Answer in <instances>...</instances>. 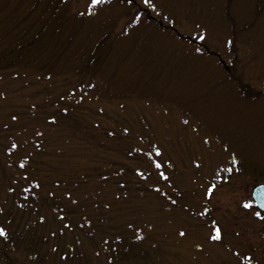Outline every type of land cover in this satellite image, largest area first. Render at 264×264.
<instances>
[{
	"label": "rangeland",
	"instance_id": "rangeland-1",
	"mask_svg": "<svg viewBox=\"0 0 264 264\" xmlns=\"http://www.w3.org/2000/svg\"><path fill=\"white\" fill-rule=\"evenodd\" d=\"M90 3L0 0V264H264V0Z\"/></svg>",
	"mask_w": 264,
	"mask_h": 264
},
{
	"label": "snow or ice",
	"instance_id": "snow-or-ice-1",
	"mask_svg": "<svg viewBox=\"0 0 264 264\" xmlns=\"http://www.w3.org/2000/svg\"><path fill=\"white\" fill-rule=\"evenodd\" d=\"M104 2H105V0H91V3L89 5V9H91L95 5L102 4ZM131 2H132V0H129V3H131ZM143 3L151 5V0H143ZM151 6L154 7V5H151ZM199 38L201 40H203L205 37L203 35H200ZM197 51H199V49H197ZM13 119H16V117H13ZM125 131H127V129H125ZM205 142H207V141H205ZM12 147L15 148V147H17V145L13 144ZM152 152H154L157 157H162L161 149L159 147H156L155 145L151 146V151H149L147 153V155L149 157H151ZM150 164L153 165L156 170H159L162 167V163H161L160 160H151ZM197 166H199V165H197ZM20 167L22 169L25 168V165H24L23 162H21ZM228 171H232V169H228ZM137 175H141L142 176L143 173H140L139 171H137ZM158 176H159V179H162L164 181H168L169 180V177L167 175H165L164 172H159ZM25 179H27V175L26 174H25ZM215 188H216V185H214V184L210 185L207 188V190H206V195L210 197L212 195V193H213V190ZM157 191H159V189H157ZM172 202L175 203V201H172ZM260 206L264 207V203H261ZM242 207L245 208V209H251L252 208L251 201L250 200H245L243 202V204H242ZM205 211H207V209H205ZM254 215L257 218L264 219V217H262V215H261V213L259 211H254ZM41 219H43V217ZM65 227H68V225H65ZM129 227H131L130 224H129ZM4 235H5V230H4V228L0 227V236H4ZM179 235L181 237H183V236H185V232L183 230H181L179 232ZM137 238H139V237H137ZM209 238L214 240V241H220L222 239L221 228H220L219 225H217L215 220L212 221V234L210 235ZM197 247H199V245H197Z\"/></svg>",
	"mask_w": 264,
	"mask_h": 264
},
{
	"label": "water",
	"instance_id": "water-1",
	"mask_svg": "<svg viewBox=\"0 0 264 264\" xmlns=\"http://www.w3.org/2000/svg\"><path fill=\"white\" fill-rule=\"evenodd\" d=\"M252 198L256 206L264 212V207H261V203H264V183L255 185L252 189Z\"/></svg>",
	"mask_w": 264,
	"mask_h": 264
},
{
	"label": "trees",
	"instance_id": "trees-1",
	"mask_svg": "<svg viewBox=\"0 0 264 264\" xmlns=\"http://www.w3.org/2000/svg\"><path fill=\"white\" fill-rule=\"evenodd\" d=\"M253 208L256 209L255 206H253Z\"/></svg>",
	"mask_w": 264,
	"mask_h": 264
}]
</instances>
